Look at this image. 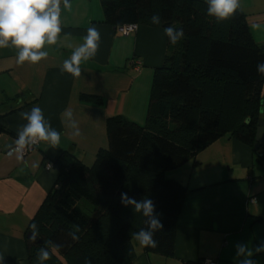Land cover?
<instances>
[{
	"label": "crops",
	"instance_id": "1",
	"mask_svg": "<svg viewBox=\"0 0 264 264\" xmlns=\"http://www.w3.org/2000/svg\"><path fill=\"white\" fill-rule=\"evenodd\" d=\"M201 1L244 12L264 52V0ZM102 20L99 0H0V264H30L26 230L56 185L62 152L89 166L108 146L107 117L146 120L167 31L136 25L121 35ZM261 99L264 122V78ZM27 134L40 137L36 149L25 158L5 154ZM263 161L228 133L166 171L185 188L174 255L135 242L132 264H264Z\"/></svg>",
	"mask_w": 264,
	"mask_h": 264
},
{
	"label": "trees",
	"instance_id": "2",
	"mask_svg": "<svg viewBox=\"0 0 264 264\" xmlns=\"http://www.w3.org/2000/svg\"><path fill=\"white\" fill-rule=\"evenodd\" d=\"M99 1L114 28L165 29L168 50L153 72L144 124L107 117L108 146L91 165L66 151L55 161L56 185L26 230L38 239L26 238L30 264H132L135 242L172 257L185 188L165 172L224 134L253 149L264 52L244 12L201 0ZM253 152L264 157V149ZM82 199L90 216L77 208Z\"/></svg>",
	"mask_w": 264,
	"mask_h": 264
},
{
	"label": "built area",
	"instance_id": "3",
	"mask_svg": "<svg viewBox=\"0 0 264 264\" xmlns=\"http://www.w3.org/2000/svg\"><path fill=\"white\" fill-rule=\"evenodd\" d=\"M136 29V24H125L117 28V31L121 35H128L129 33L133 32ZM40 137L36 134H27L24 135L23 138L18 140L14 145L9 147L5 154L6 155H13L17 154L20 158H25L29 155L40 143ZM46 168H51L52 163L47 162L45 164ZM263 169H264V161H263ZM199 264H218L216 258H206L202 259Z\"/></svg>",
	"mask_w": 264,
	"mask_h": 264
},
{
	"label": "water",
	"instance_id": "4",
	"mask_svg": "<svg viewBox=\"0 0 264 264\" xmlns=\"http://www.w3.org/2000/svg\"><path fill=\"white\" fill-rule=\"evenodd\" d=\"M263 144H264V122L259 120L257 129H256V136H255V141H254V144H253V149L254 150H258L260 148V146L263 145ZM26 237L30 238L33 241H37L38 240L37 236L34 233L30 232V231L27 232Z\"/></svg>",
	"mask_w": 264,
	"mask_h": 264
},
{
	"label": "rangeland",
	"instance_id": "5",
	"mask_svg": "<svg viewBox=\"0 0 264 264\" xmlns=\"http://www.w3.org/2000/svg\"><path fill=\"white\" fill-rule=\"evenodd\" d=\"M77 208L80 209L85 215L90 216L92 213V206L84 199L77 203Z\"/></svg>",
	"mask_w": 264,
	"mask_h": 264
}]
</instances>
